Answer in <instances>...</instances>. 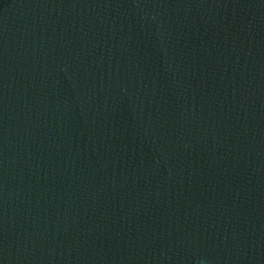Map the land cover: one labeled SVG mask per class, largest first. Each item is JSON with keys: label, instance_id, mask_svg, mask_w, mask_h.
Returning <instances> with one entry per match:
<instances>
[{"label": "water", "instance_id": "obj_1", "mask_svg": "<svg viewBox=\"0 0 264 264\" xmlns=\"http://www.w3.org/2000/svg\"><path fill=\"white\" fill-rule=\"evenodd\" d=\"M0 264H264V0H0Z\"/></svg>", "mask_w": 264, "mask_h": 264}]
</instances>
